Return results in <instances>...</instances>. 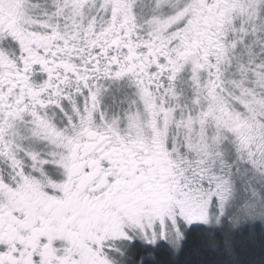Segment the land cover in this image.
<instances>
[{
    "label": "snow or ice",
    "instance_id": "obj_1",
    "mask_svg": "<svg viewBox=\"0 0 264 264\" xmlns=\"http://www.w3.org/2000/svg\"><path fill=\"white\" fill-rule=\"evenodd\" d=\"M0 264H264V0H0Z\"/></svg>",
    "mask_w": 264,
    "mask_h": 264
}]
</instances>
